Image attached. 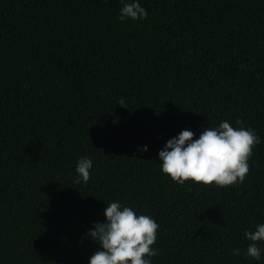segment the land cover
<instances>
[{"label":"trees","instance_id":"trees-1","mask_svg":"<svg viewBox=\"0 0 264 264\" xmlns=\"http://www.w3.org/2000/svg\"><path fill=\"white\" fill-rule=\"evenodd\" d=\"M140 3L146 19L120 22V0H0V264H88L112 201L158 223L152 264H258L243 234L264 223V0ZM221 120L260 137L243 183L161 174L168 139Z\"/></svg>","mask_w":264,"mask_h":264},{"label":"clouds","instance_id":"clouds-1","mask_svg":"<svg viewBox=\"0 0 264 264\" xmlns=\"http://www.w3.org/2000/svg\"><path fill=\"white\" fill-rule=\"evenodd\" d=\"M118 19L138 21L147 18V9L140 0H120ZM119 104L122 106L124 100ZM233 127L229 120H221L215 127L204 128L198 138L191 130H182L168 139L158 151L162 175L179 185L185 182L204 186L228 187L243 183L249 172L248 160L260 143V137L252 128H245L240 120ZM147 152V145L138 149ZM93 167L92 158L81 156L75 166L76 183L86 184ZM103 222H93L85 234L98 245L88 264H152L158 253L152 247L157 240L158 223L149 215L139 213L134 207L112 201L106 204ZM249 241L245 258L261 261L264 249V223L255 225V230H245ZM232 255L240 256L241 249L234 248Z\"/></svg>","mask_w":264,"mask_h":264}]
</instances>
